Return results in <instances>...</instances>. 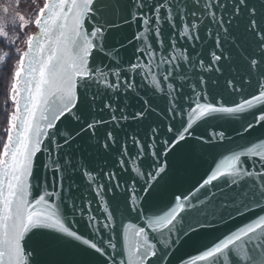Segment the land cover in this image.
Segmentation results:
<instances>
[{
	"label": "snow or ice",
	"instance_id": "snow-or-ice-1",
	"mask_svg": "<svg viewBox=\"0 0 264 264\" xmlns=\"http://www.w3.org/2000/svg\"><path fill=\"white\" fill-rule=\"evenodd\" d=\"M30 11L18 14L20 29L36 31L15 50L0 144V264H172L183 240L249 213L178 264H264V0H36ZM225 93L239 99L229 105ZM153 116L143 135L126 130ZM211 120L238 122L245 143L146 215L161 156L190 138L234 142L224 130L195 136ZM84 136L103 163L79 154Z\"/></svg>",
	"mask_w": 264,
	"mask_h": 264
},
{
	"label": "water",
	"instance_id": "water-1",
	"mask_svg": "<svg viewBox=\"0 0 264 264\" xmlns=\"http://www.w3.org/2000/svg\"><path fill=\"white\" fill-rule=\"evenodd\" d=\"M131 30H127L130 33ZM35 33V32H34ZM133 50L129 46L127 51L123 52L125 58H130L132 56ZM219 98V97H217ZM224 99L228 100L229 105L232 99H239L238 97H228L224 94ZM154 104L160 108L165 107V101L163 99L154 100ZM139 103L134 97H129L128 110L132 111L139 108ZM106 116V114H105ZM250 118V117H249ZM156 120V117H151L142 125H137L135 123L131 124V127H127V131H137L138 134L143 135L146 130L147 124ZM63 128V125H60ZM239 123L233 120H211L207 123H200L199 127L195 128V136H205L207 137L212 130L226 131L230 136L234 137V142L225 141L223 144L204 145L202 146L199 140L190 138L187 143L182 144V146L167 157L161 156L160 162L167 163L166 173L161 174L162 179H159L156 191L149 197L146 201L142 202L144 212L146 215H158L163 214L164 211L170 206L173 197L177 195L187 194L198 181L201 180L205 174L214 167V161L221 158V153H225L226 149L235 148L237 144L245 143L244 140L235 137L233 129L238 128ZM261 130L258 128L249 139H254L255 136L260 135ZM122 135V133H121ZM79 154L83 157L86 163L95 165L97 163H103L105 157L101 153H97L92 143L89 141L87 136H84L80 140V150ZM226 154V153H225ZM45 156L40 154L37 155L36 167H34V177L43 180L44 170L40 165L44 162ZM152 164V158L146 157L143 164V170L149 171V165ZM108 166H111L109 162ZM122 175L127 179L129 174L122 173ZM135 175V174H133ZM79 180V177H77ZM142 183V181H141ZM211 208V206H209ZM123 208L121 207V211ZM254 213H249L248 216L237 217L235 220L229 221L227 225L217 224L214 228H208L201 230L197 235H194L192 239H185L181 242L178 247V251L175 254V258L172 264H178L179 259L183 258L188 260L194 258L203 250L205 245L210 246L218 237H221L222 233L228 231L229 229H234L235 227L241 226L243 223L247 222L249 216H254ZM133 222L135 219L133 218ZM80 232L87 234V229L83 222L77 225ZM51 259H65L71 257L56 256L53 255L49 257ZM201 264V262H197Z\"/></svg>",
	"mask_w": 264,
	"mask_h": 264
},
{
	"label": "rangeland",
	"instance_id": "rangeland-1",
	"mask_svg": "<svg viewBox=\"0 0 264 264\" xmlns=\"http://www.w3.org/2000/svg\"><path fill=\"white\" fill-rule=\"evenodd\" d=\"M43 0H40L42 4ZM33 4H36V0H0V25L5 27V30L9 34L8 39L0 37V71L2 72L5 87L1 96L0 109L2 117L6 124H2L4 128L7 127V116L6 113H9L12 110L11 102L8 100V87L10 86V73L14 67L15 60L17 56L15 50L20 48L23 50L25 45L23 40L26 39L28 34H34L36 29L34 27H29L26 31L18 27L20 21L18 20V14H23L26 17L32 18L33 13L30 11V8ZM39 6V5H37ZM8 8L9 11L5 12L4 9ZM14 17L16 18L14 21ZM19 36V40L16 37ZM15 40V43L11 41ZM5 54H8L10 57L6 61L2 59Z\"/></svg>",
	"mask_w": 264,
	"mask_h": 264
},
{
	"label": "trees",
	"instance_id": "trees-1",
	"mask_svg": "<svg viewBox=\"0 0 264 264\" xmlns=\"http://www.w3.org/2000/svg\"><path fill=\"white\" fill-rule=\"evenodd\" d=\"M3 75L2 72L0 71V104H1V96H2V93H3V90H4V87H5V81H4V78H3ZM1 107V106H0ZM6 124L4 122V119L2 117V113H1V109H0V144L3 143V138H4V127L3 125Z\"/></svg>",
	"mask_w": 264,
	"mask_h": 264
}]
</instances>
